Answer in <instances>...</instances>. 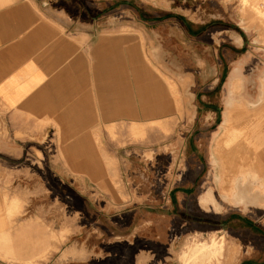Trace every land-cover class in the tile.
Here are the masks:
<instances>
[{
    "label": "rangeland",
    "instance_id": "obj_1",
    "mask_svg": "<svg viewBox=\"0 0 264 264\" xmlns=\"http://www.w3.org/2000/svg\"><path fill=\"white\" fill-rule=\"evenodd\" d=\"M263 1L110 0L114 12L132 4L143 16L180 20L190 29L189 56L177 34L164 37L167 63L159 52V70L173 91L175 116L110 126L117 148L108 186L70 184L68 176L52 169L49 154L27 144L20 145L19 152L7 149L0 121V264H264V239L241 219L231 223L226 218L230 212L264 226L263 207L215 204L218 220L208 226L200 223L204 213L195 201L206 185L207 190L214 186L215 147L230 151L244 137L243 130L253 132L255 117L264 123L263 112L255 110L264 108ZM234 68L241 82L229 95L235 116L230 127L244 129L229 127L215 141L214 133L209 138L215 123L206 112L219 108L212 111L213 120L223 118L226 82ZM202 103L206 112L197 114L194 104ZM246 147L237 173L225 172L218 157L223 187L255 163L260 146L251 138ZM233 184L232 195L243 202L246 188ZM207 195L200 200L203 206L212 199ZM225 220L229 228L216 227ZM211 236L224 241L220 256L211 258L206 251L191 259L194 245ZM229 246L236 248L234 256H229Z\"/></svg>",
    "mask_w": 264,
    "mask_h": 264
},
{
    "label": "crops",
    "instance_id": "obj_2",
    "mask_svg": "<svg viewBox=\"0 0 264 264\" xmlns=\"http://www.w3.org/2000/svg\"><path fill=\"white\" fill-rule=\"evenodd\" d=\"M111 4L110 0H0V121L5 126L7 149L19 152L20 145L27 144L49 154L52 169L68 176L72 185H110V164L117 148L109 133L111 125L175 116L173 91L159 70V52L164 62V37L172 39L176 34L188 56L191 51V35L182 21L143 16L132 4L114 12ZM124 14L130 16H120ZM237 80L241 82L235 68L226 82L228 97L219 122L213 120L216 114L212 112L219 108L206 112L205 104H194L197 114L209 113L215 123L209 134L211 138L214 133L215 141L219 132L229 129H224L226 109ZM255 110L264 114V108ZM260 120L255 117L253 132L243 130V139L232 147L247 152L252 138L261 149L255 163L243 167L232 179L237 189L246 188L243 202L225 192L215 154L214 186L207 190L206 185L195 199L204 213L203 224L217 222L214 214L220 212L215 204L264 208V123ZM208 193L212 199L203 206L200 198H208ZM241 217L230 212L226 216L231 223L241 219L244 227L264 239L263 225ZM228 220L216 227L229 228L225 225ZM232 247H228L229 256L236 254ZM250 249H254L252 243Z\"/></svg>",
    "mask_w": 264,
    "mask_h": 264
},
{
    "label": "bare ground",
    "instance_id": "obj_3",
    "mask_svg": "<svg viewBox=\"0 0 264 264\" xmlns=\"http://www.w3.org/2000/svg\"><path fill=\"white\" fill-rule=\"evenodd\" d=\"M248 0H243V2H246ZM263 6H264V1H263ZM261 11V10H260ZM258 13H260L258 11ZM261 13H263L261 11ZM237 39L239 42H241V37L240 35L237 36ZM263 39V38H261ZM264 42V39H263ZM252 44V42H250ZM262 43V42H261ZM262 46V44H261ZM239 84L238 80L234 82L233 84V88ZM235 107V106H234ZM239 108V107H238ZM234 109V108H233ZM237 110V109H236ZM263 110V109H262ZM234 116V113L231 110V107L226 109V117H227V122L224 125V129L227 130L230 126V122L232 120ZM235 117V116H234ZM234 125V124H233ZM132 126V125H131ZM133 129V128H132ZM137 130L133 129V133H135ZM224 131V130H223ZM239 144V143H238ZM237 144V146H238ZM244 144V143H243ZM219 145L218 143L216 144V146ZM242 145V144H241ZM240 145V146H241ZM243 146V145H242ZM219 148L217 149V147H215V154L222 160V162L224 163L225 166V172H232L236 170V167L239 166V160L241 159V154L243 151H241L238 147H234L232 148L230 151H225L223 150L220 146H218ZM242 148V147H241ZM243 154H246L245 152H243ZM149 155V154H148ZM260 166V165H259ZM264 169V168H262ZM237 173V172H236ZM245 173V172H243ZM226 174V173H225ZM233 175V174H232ZM224 179V178H223ZM225 180V179H224ZM222 188V187H221ZM226 189V193L230 194L233 186H232V182L229 184V187L224 188ZM223 244L224 241L223 240H219L216 241L214 236L210 237V240L207 242H200L197 243L196 245H194V247H196V250H194L192 253H190L189 257L191 259L196 258L198 255H204V253L206 251H209L211 253V258L219 255L221 253V251L223 250ZM235 247H232V250H234ZM220 256V255H219ZM208 261V260H207ZM209 263V262H208ZM219 264V263H218Z\"/></svg>",
    "mask_w": 264,
    "mask_h": 264
},
{
    "label": "trees",
    "instance_id": "obj_4",
    "mask_svg": "<svg viewBox=\"0 0 264 264\" xmlns=\"http://www.w3.org/2000/svg\"><path fill=\"white\" fill-rule=\"evenodd\" d=\"M186 28H187L188 32L190 33V35H191L190 29H189L188 27H186ZM233 28H234L236 31L240 32V29H238V27L234 26ZM193 34L195 35V33H193ZM185 217H187V216H185ZM187 220H189V219H187ZM202 221H203V218H200V223L203 224ZM208 226H209V224H208Z\"/></svg>",
    "mask_w": 264,
    "mask_h": 264
},
{
    "label": "flooded vegetation",
    "instance_id": "obj_5",
    "mask_svg": "<svg viewBox=\"0 0 264 264\" xmlns=\"http://www.w3.org/2000/svg\"><path fill=\"white\" fill-rule=\"evenodd\" d=\"M237 36H238V34H236ZM239 42V41H238ZM240 43V42H239ZM233 71H235V68L233 69ZM227 80H228V78H227ZM222 117H223V114H222ZM223 119V118H222ZM222 122V121H221ZM234 186V185H233ZM233 191H234V187H233ZM231 195L233 194V192L232 193H230ZM204 197V196H203ZM202 197V198H203ZM202 198H200V200L202 199Z\"/></svg>",
    "mask_w": 264,
    "mask_h": 264
}]
</instances>
